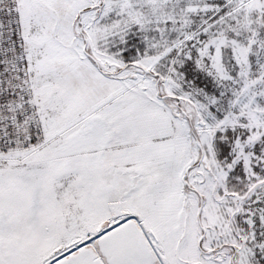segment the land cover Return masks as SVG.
I'll list each match as a JSON object with an SVG mask.
<instances>
[{"label":"snow or ice","instance_id":"snow-or-ice-1","mask_svg":"<svg viewBox=\"0 0 264 264\" xmlns=\"http://www.w3.org/2000/svg\"><path fill=\"white\" fill-rule=\"evenodd\" d=\"M0 264H264V0H0Z\"/></svg>","mask_w":264,"mask_h":264}]
</instances>
